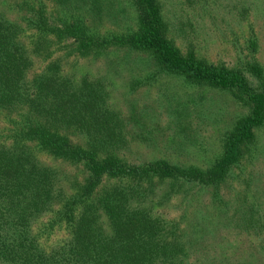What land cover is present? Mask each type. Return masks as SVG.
<instances>
[{
  "label": "trees",
  "instance_id": "16d2710c",
  "mask_svg": "<svg viewBox=\"0 0 264 264\" xmlns=\"http://www.w3.org/2000/svg\"><path fill=\"white\" fill-rule=\"evenodd\" d=\"M129 1L132 24L114 29L91 0H0V264H187L177 225L156 215L155 197L223 182L264 122V81L254 85L240 69L183 52L161 0ZM115 49L143 53L159 70L228 91L248 107L212 164L119 155L105 89L62 68L66 50Z\"/></svg>",
  "mask_w": 264,
  "mask_h": 264
},
{
  "label": "rangeland",
  "instance_id": "374dc122",
  "mask_svg": "<svg viewBox=\"0 0 264 264\" xmlns=\"http://www.w3.org/2000/svg\"><path fill=\"white\" fill-rule=\"evenodd\" d=\"M95 2L108 13L106 28L132 24L129 0H91V5ZM161 3L169 35L183 52L192 50L207 62L240 69L261 85L264 0ZM53 7L50 2L49 12ZM64 54L65 74L105 89L114 126L121 131L115 149L133 162L164 158L180 165H210L219 157L227 131L248 111L228 91L167 74L143 53L115 49L100 55ZM252 65L261 67L260 77ZM254 132L223 182L202 189L192 185L186 197L180 191L169 201L155 197L162 204H154L156 215L177 225L178 257L187 264H264V122ZM158 187L164 191L167 183Z\"/></svg>",
  "mask_w": 264,
  "mask_h": 264
}]
</instances>
